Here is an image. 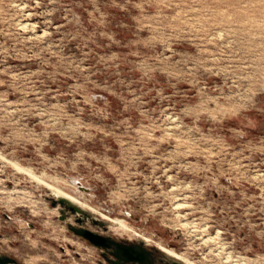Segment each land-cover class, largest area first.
Listing matches in <instances>:
<instances>
[{
    "label": "rangeland",
    "instance_id": "1",
    "mask_svg": "<svg viewBox=\"0 0 264 264\" xmlns=\"http://www.w3.org/2000/svg\"><path fill=\"white\" fill-rule=\"evenodd\" d=\"M72 225L264 264V0H0V253L107 262Z\"/></svg>",
    "mask_w": 264,
    "mask_h": 264
},
{
    "label": "water",
    "instance_id": "2",
    "mask_svg": "<svg viewBox=\"0 0 264 264\" xmlns=\"http://www.w3.org/2000/svg\"><path fill=\"white\" fill-rule=\"evenodd\" d=\"M62 204H66L71 210L74 212H80L84 215H88L89 212L83 208L77 202L70 200L67 197L59 196L54 200V203L57 201ZM78 221L83 222L84 216H78ZM73 230L77 233L83 235L85 238L89 239L94 244L101 246L104 249H108L115 257V264H123V262L131 261V260H144L146 257V249L141 245L136 247L132 244H126L109 234H104L101 232H97L92 228L86 226H71ZM178 260V259H177ZM178 262L185 264L184 262L178 260ZM0 264H20L18 259L8 255L0 253Z\"/></svg>",
    "mask_w": 264,
    "mask_h": 264
},
{
    "label": "flooded vegetation",
    "instance_id": "3",
    "mask_svg": "<svg viewBox=\"0 0 264 264\" xmlns=\"http://www.w3.org/2000/svg\"><path fill=\"white\" fill-rule=\"evenodd\" d=\"M118 240L126 244H132L136 247H139L141 245L142 247H145L146 249V257L144 258V260H131V261L123 262V264H178V263L183 264V263L178 262L176 258H172L168 256L166 253L165 254L158 253L155 249L147 246L144 243V241H130V240H124V239H118ZM101 254L105 256L108 260L107 262H103V264H115L114 259H116V257L108 249L101 248Z\"/></svg>",
    "mask_w": 264,
    "mask_h": 264
},
{
    "label": "bare ground",
    "instance_id": "4",
    "mask_svg": "<svg viewBox=\"0 0 264 264\" xmlns=\"http://www.w3.org/2000/svg\"><path fill=\"white\" fill-rule=\"evenodd\" d=\"M54 187L60 195H65V196H68L71 200H75V201H79V202L84 203L76 193H73V192L63 188L62 186H60L58 184ZM119 221H120L122 226H124V227L129 226L128 223L124 219H120ZM169 251L175 255H179L178 252H176L174 249H169ZM192 264H196V263L193 262Z\"/></svg>",
    "mask_w": 264,
    "mask_h": 264
},
{
    "label": "crops",
    "instance_id": "5",
    "mask_svg": "<svg viewBox=\"0 0 264 264\" xmlns=\"http://www.w3.org/2000/svg\"><path fill=\"white\" fill-rule=\"evenodd\" d=\"M3 254H8V253H3ZM8 255H10V254H8ZM18 262L20 263V264H23L22 262H20L19 260H18Z\"/></svg>",
    "mask_w": 264,
    "mask_h": 264
}]
</instances>
